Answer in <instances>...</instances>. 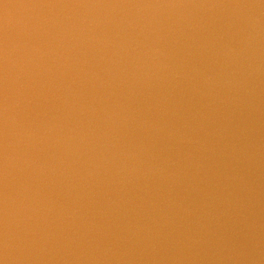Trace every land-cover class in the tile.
Returning a JSON list of instances; mask_svg holds the SVG:
<instances>
[{"label":"water","instance_id":"1","mask_svg":"<svg viewBox=\"0 0 264 264\" xmlns=\"http://www.w3.org/2000/svg\"><path fill=\"white\" fill-rule=\"evenodd\" d=\"M0 264H264V0H0Z\"/></svg>","mask_w":264,"mask_h":264}]
</instances>
